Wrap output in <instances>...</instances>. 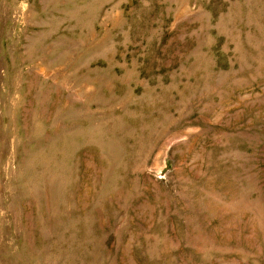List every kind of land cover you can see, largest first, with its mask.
I'll list each match as a JSON object with an SVG mask.
<instances>
[{"label":"rangeland","instance_id":"1","mask_svg":"<svg viewBox=\"0 0 264 264\" xmlns=\"http://www.w3.org/2000/svg\"><path fill=\"white\" fill-rule=\"evenodd\" d=\"M0 264H264V0H0Z\"/></svg>","mask_w":264,"mask_h":264}]
</instances>
